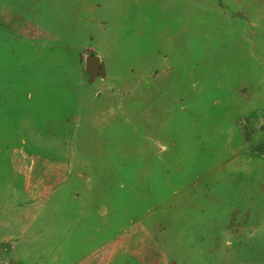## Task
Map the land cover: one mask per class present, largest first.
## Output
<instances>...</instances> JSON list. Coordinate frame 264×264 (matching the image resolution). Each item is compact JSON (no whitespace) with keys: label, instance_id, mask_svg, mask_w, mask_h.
<instances>
[{"label":"rangeland","instance_id":"1","mask_svg":"<svg viewBox=\"0 0 264 264\" xmlns=\"http://www.w3.org/2000/svg\"><path fill=\"white\" fill-rule=\"evenodd\" d=\"M0 264H264V0H0Z\"/></svg>","mask_w":264,"mask_h":264},{"label":"water","instance_id":"2","mask_svg":"<svg viewBox=\"0 0 264 264\" xmlns=\"http://www.w3.org/2000/svg\"><path fill=\"white\" fill-rule=\"evenodd\" d=\"M98 62L99 57L96 55H88L85 58V69L91 77H94L99 72Z\"/></svg>","mask_w":264,"mask_h":264}]
</instances>
